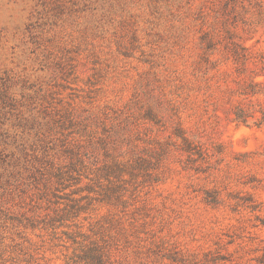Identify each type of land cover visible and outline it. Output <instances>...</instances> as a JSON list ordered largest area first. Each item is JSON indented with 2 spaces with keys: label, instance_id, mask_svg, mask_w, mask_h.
Returning <instances> with one entry per match:
<instances>
[{
  "label": "rangeland",
  "instance_id": "1",
  "mask_svg": "<svg viewBox=\"0 0 264 264\" xmlns=\"http://www.w3.org/2000/svg\"><path fill=\"white\" fill-rule=\"evenodd\" d=\"M0 264H264V0H0Z\"/></svg>",
  "mask_w": 264,
  "mask_h": 264
}]
</instances>
